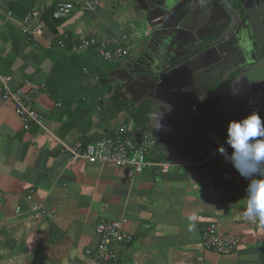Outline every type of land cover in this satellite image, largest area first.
<instances>
[{
    "label": "crops",
    "instance_id": "crops-1",
    "mask_svg": "<svg viewBox=\"0 0 264 264\" xmlns=\"http://www.w3.org/2000/svg\"><path fill=\"white\" fill-rule=\"evenodd\" d=\"M86 1L0 0V264H93L86 251L97 244L95 225L121 218L134 241L117 264H264V223L245 214L249 181L225 159L212 176L198 163L222 140L215 116L171 148L152 144L148 159L171 163L167 173L148 168L129 179L123 168L71 162L64 146L123 128L136 135L151 115L148 99L117 80L142 57L146 29L125 28L136 18L126 0L83 9ZM61 2L74 8L55 33L46 26L36 34L45 15L25 22ZM119 50L121 58L104 59ZM9 90L25 92L45 128L23 129ZM213 221L239 241L233 254L203 248Z\"/></svg>",
    "mask_w": 264,
    "mask_h": 264
},
{
    "label": "water",
    "instance_id": "water-1",
    "mask_svg": "<svg viewBox=\"0 0 264 264\" xmlns=\"http://www.w3.org/2000/svg\"><path fill=\"white\" fill-rule=\"evenodd\" d=\"M126 1L137 28L146 32L142 57L117 80L126 94L148 99L146 128L155 147L161 139L171 148L198 135L241 98H264V0H236L235 7L227 0ZM215 35L216 41L206 42ZM168 46L174 48L170 54Z\"/></svg>",
    "mask_w": 264,
    "mask_h": 264
},
{
    "label": "built area",
    "instance_id": "built-area-1",
    "mask_svg": "<svg viewBox=\"0 0 264 264\" xmlns=\"http://www.w3.org/2000/svg\"><path fill=\"white\" fill-rule=\"evenodd\" d=\"M105 1L110 0H88L83 5V9H95ZM122 1V0H120ZM74 5L71 3H58L53 12V18L56 20L64 19L69 16ZM49 9L41 7L32 10L25 17V22L33 18L42 17ZM10 15V14H9ZM46 27L44 22L36 28V34L41 33ZM61 47H65L64 43H60ZM106 47V46H105ZM125 51L119 50L115 55L111 52H104L105 60L118 59L123 56ZM6 84V79H1ZM9 99L14 103L18 115L23 120V129L28 131L32 125H37L40 128H45L43 118L37 114L31 105L30 99L24 91L18 90L12 92L9 90ZM253 110L259 111L260 115L263 111V97L248 96L239 99L233 111L227 113L219 111L215 120L218 127L222 130L223 137L219 146L204 155L198 162L200 165L207 168L210 176L214 173V165L221 161L224 157L218 152L220 146L227 148L228 153H232V149L225 141L227 138V128L230 121L242 120L248 116ZM114 134L106 135L96 140L88 142L79 141L71 146H64V151L70 157L71 162L85 161L89 164L96 165H112L127 170L129 179H134L136 176L143 174L148 168L160 169L163 173L170 171L171 163L154 162L148 159L152 147V138L149 130L137 128V132H141V140L135 143L134 135L127 128ZM175 153L176 148L172 149ZM41 207L37 208L40 209ZM129 223L127 218L119 220H100L95 225L97 235V244L87 249L86 254L92 257L93 264H117L122 252L127 249L134 238L131 233L127 232L125 227ZM222 224L220 221H213L206 225L202 230L203 248L215 252L219 256H228L233 254L238 246L239 241L235 238L225 237L222 232Z\"/></svg>",
    "mask_w": 264,
    "mask_h": 264
},
{
    "label": "clouds",
    "instance_id": "clouds-1",
    "mask_svg": "<svg viewBox=\"0 0 264 264\" xmlns=\"http://www.w3.org/2000/svg\"><path fill=\"white\" fill-rule=\"evenodd\" d=\"M199 99L203 101L205 97ZM225 143L231 147L232 153L229 154L224 146H220L218 152L249 181L245 214L264 223V118L259 111L253 110L242 120L230 121Z\"/></svg>",
    "mask_w": 264,
    "mask_h": 264
},
{
    "label": "trees",
    "instance_id": "trees-1",
    "mask_svg": "<svg viewBox=\"0 0 264 264\" xmlns=\"http://www.w3.org/2000/svg\"><path fill=\"white\" fill-rule=\"evenodd\" d=\"M53 12H54V9H49V10L46 12V14H45V16H44V23H45V25L47 26V28H48L51 32L55 33L56 29H57L58 26L61 24V21H62V20H56V19H54V18H53ZM232 80H233V78L230 79V82H231Z\"/></svg>",
    "mask_w": 264,
    "mask_h": 264
},
{
    "label": "flooded vegetation",
    "instance_id": "flooded-vegetation-1",
    "mask_svg": "<svg viewBox=\"0 0 264 264\" xmlns=\"http://www.w3.org/2000/svg\"><path fill=\"white\" fill-rule=\"evenodd\" d=\"M227 2L231 5V6H233V7H235L236 5H237V1L236 0H227ZM212 30L210 29V30H207V32H211ZM218 35H215L212 39H208L206 42H214V41H216L217 39H218ZM200 52V51H199ZM264 58V49L262 50V52H261V56H260V59L259 60H262ZM233 78V76L232 77H230V79H232ZM229 79V80H230ZM229 99V98H228Z\"/></svg>",
    "mask_w": 264,
    "mask_h": 264
},
{
    "label": "rangeland",
    "instance_id": "rangeland-1",
    "mask_svg": "<svg viewBox=\"0 0 264 264\" xmlns=\"http://www.w3.org/2000/svg\"><path fill=\"white\" fill-rule=\"evenodd\" d=\"M126 9H127V8H126ZM133 24H136V22L126 24L125 28H126V29H131V25H133ZM134 33H136V34L138 35V32H136L135 30H134ZM263 99H264V98H263Z\"/></svg>",
    "mask_w": 264,
    "mask_h": 264
},
{
    "label": "bare ground",
    "instance_id": "bare-ground-1",
    "mask_svg": "<svg viewBox=\"0 0 264 264\" xmlns=\"http://www.w3.org/2000/svg\"><path fill=\"white\" fill-rule=\"evenodd\" d=\"M111 60H112V59H111ZM107 61H108V60H107ZM218 112H219V111H218ZM218 112H217V113H218ZM217 113H216V114H217ZM216 114H215V116H216ZM216 123H217V122H216ZM138 134L140 135V140H141V135H142V133H141V132H137V134L134 135V136H135V137H134L135 143H137V142H136V136H137Z\"/></svg>",
    "mask_w": 264,
    "mask_h": 264
}]
</instances>
